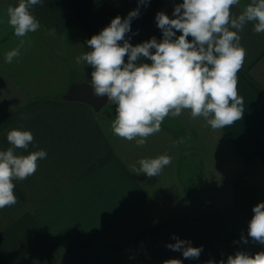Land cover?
Returning a JSON list of instances; mask_svg holds the SVG:
<instances>
[{"label": "crops", "instance_id": "obj_1", "mask_svg": "<svg viewBox=\"0 0 264 264\" xmlns=\"http://www.w3.org/2000/svg\"><path fill=\"white\" fill-rule=\"evenodd\" d=\"M182 2L42 0L31 9L40 28L18 38L6 15L18 0H0V150L10 147L8 131L22 126L34 141L17 154L47 152L34 175L14 181L17 203L0 209V264H226L238 251H264L248 237L252 208L264 202V34L253 24L239 33L243 118L224 129L186 110L138 147L113 134L111 101L95 110L66 99L72 85H91L92 67L76 58L113 18L139 8L125 38L133 46L159 41L157 13L172 18ZM249 2L240 0L233 13ZM21 39L20 56L6 63ZM163 154L172 163L158 177L133 173L140 159ZM174 236L202 247L199 258L170 250Z\"/></svg>", "mask_w": 264, "mask_h": 264}, {"label": "clouds", "instance_id": "obj_2", "mask_svg": "<svg viewBox=\"0 0 264 264\" xmlns=\"http://www.w3.org/2000/svg\"><path fill=\"white\" fill-rule=\"evenodd\" d=\"M41 2L18 0V4L7 8V22L16 37L24 38L40 28L31 9ZM138 2L146 5L149 0ZM239 4L240 0H183L174 7L172 18L157 13L161 40L152 37L133 46L125 37L131 31V21L139 16L137 8L126 18L116 16L86 41L91 51L78 56L76 63L92 67L93 95L107 97L116 106L111 123L115 136L142 147L149 136L161 130L166 117H179L186 110L193 119L203 118L213 130L224 129L243 118L238 73L246 50L239 33L251 23L253 32L264 34V0H250L239 14H234L232 9ZM177 32L181 34L177 36ZM24 42L21 39L18 47L6 53V63L11 64L20 56ZM21 119L27 116L22 115ZM6 139L10 147L0 150V209L17 203L14 181L34 175L38 161L47 157L43 149L17 154L18 149L28 150L34 141L32 132L22 126L8 131ZM171 163L172 157L167 154L142 158L137 161L139 167L132 165V171L148 178L158 177ZM252 212L248 237L264 245V202L255 205ZM173 238L176 243L167 245L170 250H182L185 259L199 258L202 247ZM242 240L248 242L244 237ZM163 264L182 261L170 259ZM226 264H264V251L254 255L238 251L228 256Z\"/></svg>", "mask_w": 264, "mask_h": 264}, {"label": "water", "instance_id": "obj_3", "mask_svg": "<svg viewBox=\"0 0 264 264\" xmlns=\"http://www.w3.org/2000/svg\"><path fill=\"white\" fill-rule=\"evenodd\" d=\"M66 99L86 101L90 103L95 110L102 108L108 101L107 97H95L93 95L91 85L86 83H77L72 85L70 91L66 95ZM68 264H73V261L70 260Z\"/></svg>", "mask_w": 264, "mask_h": 264}]
</instances>
